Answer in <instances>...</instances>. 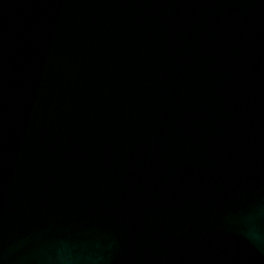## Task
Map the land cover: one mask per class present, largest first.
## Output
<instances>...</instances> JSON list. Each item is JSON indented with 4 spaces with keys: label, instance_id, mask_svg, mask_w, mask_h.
Masks as SVG:
<instances>
[{
    "label": "water",
    "instance_id": "1",
    "mask_svg": "<svg viewBox=\"0 0 264 264\" xmlns=\"http://www.w3.org/2000/svg\"><path fill=\"white\" fill-rule=\"evenodd\" d=\"M0 264H264V0H0Z\"/></svg>",
    "mask_w": 264,
    "mask_h": 264
}]
</instances>
